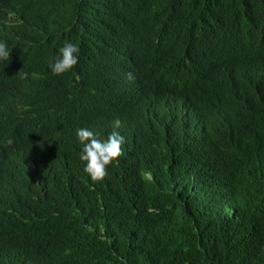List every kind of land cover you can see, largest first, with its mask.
I'll list each match as a JSON object with an SVG mask.
<instances>
[{"label": "trees", "instance_id": "16d2710c", "mask_svg": "<svg viewBox=\"0 0 264 264\" xmlns=\"http://www.w3.org/2000/svg\"><path fill=\"white\" fill-rule=\"evenodd\" d=\"M14 1L0 0V42ZM18 1L40 64L16 89L37 81L76 116L33 120L25 101L0 120V264H264V52L238 78L247 43L225 54L200 34L208 19L246 34L261 0ZM126 41L174 78L111 64ZM67 43L78 63L54 75ZM80 128L125 138L102 181Z\"/></svg>", "mask_w": 264, "mask_h": 264}, {"label": "clouds", "instance_id": "9594fccd", "mask_svg": "<svg viewBox=\"0 0 264 264\" xmlns=\"http://www.w3.org/2000/svg\"><path fill=\"white\" fill-rule=\"evenodd\" d=\"M35 16L34 7L22 1L16 0L8 7V17L12 27L6 41L0 42V120L18 110L25 101H29L33 107L30 113L33 120H46L55 125H62L76 116V107L67 104L63 108L54 96L46 97L37 81L27 85L21 91L15 87L19 81L31 76L40 64L36 59L28 58L31 45L29 33ZM200 34H204L220 52L225 54H231L239 43H247V63L242 66L235 63L230 71L233 76L243 78L247 74L249 60L253 55L264 52V0H261L254 8L253 23L246 34L239 33L231 21L218 19L202 22ZM191 41L192 39L189 43ZM79 51V47L72 43L61 47L58 56L49 63L51 73L61 75L72 70L78 63ZM111 64L138 69L145 76H155L160 79L174 78L148 63L143 58L141 50L128 41L121 49L119 57ZM188 82L199 83L198 79ZM120 126L121 121L115 120L114 128ZM76 135L82 145L79 159L85 163V173L94 182L104 180L108 175V166L118 161L122 155L125 138L114 130L106 139L101 140L87 128L78 129ZM6 144L11 146L13 140L8 139Z\"/></svg>", "mask_w": 264, "mask_h": 264}, {"label": "bare ground", "instance_id": "6f19581e", "mask_svg": "<svg viewBox=\"0 0 264 264\" xmlns=\"http://www.w3.org/2000/svg\"><path fill=\"white\" fill-rule=\"evenodd\" d=\"M208 82V81H207ZM32 164V163H31ZM33 165V164H32ZM222 169V168H221ZM33 179V178H32ZM35 179H36V177H35ZM32 181V180H31ZM37 181V180H36Z\"/></svg>", "mask_w": 264, "mask_h": 264}]
</instances>
